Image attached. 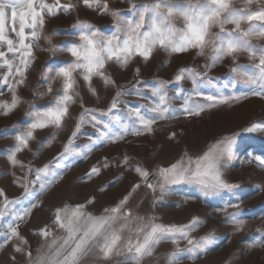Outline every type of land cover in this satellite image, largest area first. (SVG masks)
Segmentation results:
<instances>
[{
    "label": "snow or ice",
    "instance_id": "6c2138e0",
    "mask_svg": "<svg viewBox=\"0 0 264 264\" xmlns=\"http://www.w3.org/2000/svg\"><path fill=\"white\" fill-rule=\"evenodd\" d=\"M81 4L110 15L113 31L104 34L82 21L73 25L78 30L79 43H70L62 49L73 59L56 67L54 75L45 77L48 80L45 93H36V98L52 94V100L39 109L30 108L26 115L31 119L23 131L15 135L16 143L8 153L13 167L26 169V174L18 177L17 183L31 200L27 206L17 210L14 205L19 201H9L0 192V196H4L0 218L5 211L13 216V222L8 224V230L0 238V248L11 243L16 253L26 257L25 264H142L143 259L152 256L162 241L170 240L176 245L170 264H176L178 252L195 254L209 243L210 236L196 238L190 235L203 222L193 217L186 225L158 223L154 216L134 214L128 207L129 201L142 185L153 194L159 191L161 196L174 185L195 186L206 196L231 193L239 186L225 178L223 169L225 157L233 153L234 136L216 141L202 154L193 156L184 152L167 166L158 165L151 170L140 162L131 165L132 158L124 154L115 166L134 171L138 177L127 194L98 215L88 211V205L94 204L95 198L84 204L57 207L52 223L62 235L56 236L48 225L40 228L35 233L41 238L35 254L27 238L21 236L18 223L38 207L37 195L62 178L56 171L61 168V162L74 155L86 158L98 141L116 143L128 135L152 134L158 121L175 119L180 115L200 116L219 104L239 101L248 96L264 99V45L252 43L253 38L264 40V0H197L196 3L191 0H150L142 5L131 4V16L118 8L110 9L108 0H76L75 3L72 0L67 3H62V0H0V88L11 93V101H0V114L7 116L24 103L18 88L26 86L27 73L35 61L34 51L39 47V42L43 40L49 45L41 50L55 54L56 46L46 32L48 19L60 13L71 14ZM178 19L183 20L182 26L177 25ZM229 25L232 27L229 28ZM157 50L170 55L194 50L197 57L205 58V63L198 68H181L176 73V83L186 79L191 81L189 93L185 94L182 88H178L176 97H170L166 91L169 82L160 81L158 87L150 89L151 96L155 98L153 102L130 105L121 97L134 94L148 99L140 87V69H135L129 90L128 84L120 85L108 74V65L113 63L127 68L136 58L150 60ZM241 54H247L248 65L237 63ZM225 60L231 61L232 66L231 79L224 88H230L232 92L225 94L220 89L205 91L209 86L215 87V81L219 79L211 77L209 72ZM78 78L82 79L92 95H97L94 79H99L105 87L116 89L107 110L84 107L81 100L83 110L62 151L51 161L37 167L21 163L17 153L30 150L29 142L35 140L38 130L53 128L59 132L72 118L70 108L81 98ZM57 79L60 88L54 93L52 83ZM240 87L248 90L238 91ZM174 98H182L180 109L171 105L170 100ZM121 104L124 105L123 111ZM114 123L118 131L113 130ZM86 125L91 126L98 135L93 137L88 134L90 144L82 147L75 141ZM257 127L252 125L245 131L253 132ZM175 135L172 133L173 138ZM109 166H112L111 162L105 158L102 167ZM261 166L264 167V161H261ZM100 171L101 167L93 166L87 178L99 175ZM37 185L38 192L29 190ZM108 186L111 185L100 190L104 191ZM240 203L229 201L218 209L227 213L226 219L236 226V231H243L245 222L238 218L239 212L229 213L228 210L240 209ZM181 241H186L187 246L183 249L179 247ZM15 259L13 256L12 260Z\"/></svg>",
    "mask_w": 264,
    "mask_h": 264
},
{
    "label": "rangeland",
    "instance_id": "374dc122",
    "mask_svg": "<svg viewBox=\"0 0 264 264\" xmlns=\"http://www.w3.org/2000/svg\"><path fill=\"white\" fill-rule=\"evenodd\" d=\"M67 2L68 0H62V3ZM72 2L75 3L76 0ZM148 2L150 0H108L110 9L118 8L127 16H131V4L142 5ZM191 2L196 3L197 0ZM78 21L87 22L104 34L113 31L110 15L101 14L99 10L87 8L82 4L71 14L60 13L55 18H49L46 32L51 35L52 44L56 46L55 54L41 50L47 49L49 45L43 40L39 42V47L34 51L35 61L27 73L26 86L18 88V94L24 103L7 116L0 114V192H3L9 201H19L14 205L17 210L27 206L31 197L25 196L24 190L17 183V178L24 176L26 169L13 167L8 160V153L16 143L15 135L23 131L31 119L26 115L30 108L39 109L52 100V94L36 98V93H45L48 87L45 77L54 75L53 70L56 67L73 59L62 49L70 43H79L78 30L73 27ZM176 23L182 26L183 20L178 19ZM57 32L59 34H56ZM252 43L264 45V40L253 38ZM204 63L205 58L197 57L194 50L179 55L157 50L148 61L136 58L127 68L109 63L107 71L118 84H128V89L131 90L130 82L134 81L135 69L139 68L142 81L140 87L148 99H141L134 94L122 96L121 99L133 106L148 105L155 99L151 96L150 89L158 87L160 81L169 82L166 91L170 97H176L178 88H182L185 94L189 93L192 89L191 81L186 79L178 84L174 77L181 68H198ZM237 63L248 65L247 54H241ZM231 66V61L225 60L213 68L209 75L219 79L215 81V87L209 86L205 91L215 92L220 89L225 94H230L232 89H225L224 85L231 79ZM78 83L81 98L70 108L72 118L66 121L59 132L53 128L38 130L35 140L29 142L30 150L17 153V159L21 163L37 167L51 161L62 151L63 144L83 110L80 106L81 100L84 107L98 111L107 110L115 95V88L105 87L99 79H94L93 86L97 95H92L82 79L78 78ZM52 88L54 93L60 88L59 79L52 83ZM237 90L248 89L240 87ZM4 100L11 101V93L0 88V101ZM170 103L174 108L180 109L183 100L174 98ZM120 109L123 111V104ZM252 125L258 126L255 131H245ZM154 128L152 134L128 135L116 143L98 141L86 158L74 155L62 161L61 168L56 169L62 178L37 195L38 207L33 209L29 217L18 223V230L21 236L27 238L31 249L35 251L41 243V238L35 234L40 228L48 225L54 234L59 231L52 223L57 207H63L65 204H84L95 198V203L88 205V211L98 215L104 208L115 205L127 194L131 186L138 181V177L134 171L115 166L124 154L132 158L131 165L140 162L151 170L158 165L167 166L184 152L193 156L202 154L216 141L234 136L233 153L225 157L223 169L225 178L239 186L231 193L206 196L195 186L174 185L161 196L159 191L153 194L142 185L134 193L128 207L134 214L156 217L158 223L186 225L193 217H198L203 222L190 235L196 238L210 236L209 243L195 254L178 252L176 264H264V167L261 166V161H264V99L248 96L239 101L219 104L200 116L180 115L175 119L158 121ZM113 130L118 131L115 123ZM172 133L176 134L174 138ZM88 134L93 137L98 135L91 126L86 125L75 143L82 147L89 145ZM49 137L52 139L49 140ZM46 140L48 143L44 144ZM83 150L88 151L87 148ZM105 158L112 166L102 167ZM93 166L101 167L100 174L87 178ZM106 185L111 186L101 191ZM29 190L38 192V185L30 187ZM4 196H0V205L3 204ZM229 201L241 202L240 209H229L228 212H239L238 218L245 222L243 231H236V226L226 219L227 213L218 211ZM12 222V214L5 211L0 218V238ZM258 229L260 231H257ZM186 246V241L179 243L181 249ZM175 251L176 245L170 240L162 241L152 256L143 259L144 264H170L171 254ZM13 256L16 257L15 261L12 260ZM25 260V256L13 250L11 243L0 248V264H21Z\"/></svg>",
    "mask_w": 264,
    "mask_h": 264
},
{
    "label": "crops",
    "instance_id": "0c3cea01",
    "mask_svg": "<svg viewBox=\"0 0 264 264\" xmlns=\"http://www.w3.org/2000/svg\"><path fill=\"white\" fill-rule=\"evenodd\" d=\"M55 235L56 236H60V235H62V232L59 230L57 233H55ZM38 247V246H37ZM36 247V248H37ZM33 254H35V251H33ZM122 259V258H121ZM26 261V260H25ZM25 261L23 262V263H21V264H25ZM142 264H144V261L142 262Z\"/></svg>",
    "mask_w": 264,
    "mask_h": 264
}]
</instances>
